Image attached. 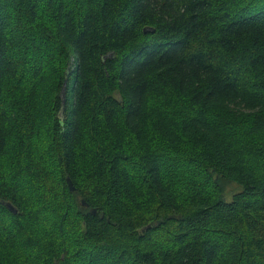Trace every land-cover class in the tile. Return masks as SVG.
Here are the masks:
<instances>
[{
	"label": "trees",
	"instance_id": "1",
	"mask_svg": "<svg viewBox=\"0 0 264 264\" xmlns=\"http://www.w3.org/2000/svg\"><path fill=\"white\" fill-rule=\"evenodd\" d=\"M0 264H264V0H0Z\"/></svg>",
	"mask_w": 264,
	"mask_h": 264
},
{
	"label": "rangeland",
	"instance_id": "2",
	"mask_svg": "<svg viewBox=\"0 0 264 264\" xmlns=\"http://www.w3.org/2000/svg\"><path fill=\"white\" fill-rule=\"evenodd\" d=\"M146 126L147 125H145V127L143 128L144 133L150 134V136H152L153 131L152 130L150 131V128L146 127ZM154 141L157 142V140H154ZM154 141H152L150 143V145H152ZM182 148H184V150H186V151H189L190 148H192V145L190 143L183 142L182 143ZM182 158L183 157H181V160H182ZM236 192H238V188L235 185L227 184L226 187L224 188V199L225 200H229L230 195H232V194H234Z\"/></svg>",
	"mask_w": 264,
	"mask_h": 264
},
{
	"label": "water",
	"instance_id": "3",
	"mask_svg": "<svg viewBox=\"0 0 264 264\" xmlns=\"http://www.w3.org/2000/svg\"><path fill=\"white\" fill-rule=\"evenodd\" d=\"M66 185H67V187H68V190H69L70 192H72V191H73V188H72L70 182H69L67 179H66ZM82 204H83V203H82ZM82 204H81V205H82ZM4 206H5V208H6L8 211H10L11 213H14V210L12 209V207H11L9 204H4ZM91 213H93V211H92Z\"/></svg>",
	"mask_w": 264,
	"mask_h": 264
}]
</instances>
